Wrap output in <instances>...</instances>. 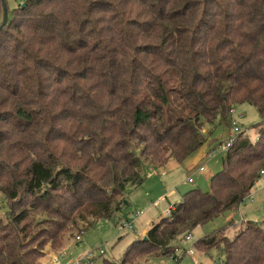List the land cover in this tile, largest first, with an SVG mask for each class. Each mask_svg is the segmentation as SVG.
I'll return each mask as SVG.
<instances>
[{"label":"trees","instance_id":"16d2710c","mask_svg":"<svg viewBox=\"0 0 264 264\" xmlns=\"http://www.w3.org/2000/svg\"><path fill=\"white\" fill-rule=\"evenodd\" d=\"M243 103L259 114L257 135L238 131L209 190H188L100 264L178 259L173 242L236 208L264 173V0H18L0 23V264H37L79 220L111 218L127 186L181 164L207 126L228 139L229 110ZM233 224L194 247L216 248L217 264H263L264 220L229 234Z\"/></svg>","mask_w":264,"mask_h":264},{"label":"rangeland","instance_id":"374dc122","mask_svg":"<svg viewBox=\"0 0 264 264\" xmlns=\"http://www.w3.org/2000/svg\"><path fill=\"white\" fill-rule=\"evenodd\" d=\"M3 3L10 14L17 6L18 0H3ZM1 19L0 12V23ZM234 109L232 119L238 124L239 131H244L253 140L257 135L255 125L260 122L257 110L246 103L239 104ZM239 115L242 116L239 117ZM68 127L67 123L65 128ZM209 129H211L209 135L206 131L204 132L205 142L181 164L175 165L171 160L172 164L168 163L160 169L148 170L145 178L135 188L127 186L124 199L126 205L115 212L111 218L92 221L89 226L85 224L90 218L87 221L79 220L77 226L71 228V232L64 236L60 247L51 248L47 243L42 249L43 256L38 258L37 264H76L78 262L83 264L89 259L93 260L91 264H100L103 257L119 261L131 240L136 237L135 235H142L149 224L156 222L163 211L181 199L184 193L193 188L209 190L211 178L222 168V158L225 155L223 143L228 134V130L221 126H207V131ZM41 130L39 128V131ZM233 133L230 128L231 137L238 132ZM25 140L30 141V138L22 137L21 141L25 142ZM55 144L59 145V151L64 154L63 158L71 163L72 161L68 159L70 154L68 143L57 141ZM4 154V150L0 151V156ZM199 167H202V171H199ZM188 178H192L193 181L189 182ZM155 201L158 205L154 207L151 203ZM5 210L6 201L0 195L1 217L4 216ZM33 212L34 221H40L39 226L51 227L48 226L49 222H46V219L52 220L53 216L42 212H36L35 215V211ZM135 212H141L140 216L135 217L133 215ZM121 220L129 222L133 229L121 230ZM230 220L239 224L246 221L260 223L264 220V174L259 176L248 196L236 208L225 210L212 220L196 226L177 242H173L174 246L180 249V252L176 254L178 259L169 255H152L140 257L132 264H217L222 255L216 248L204 252L195 248L193 243L199 237L227 225ZM239 224H233L228 230L229 234H232ZM79 232H82L81 240L76 242L74 236ZM188 248L193 250L192 256L182 254V249ZM100 249L103 253L99 252Z\"/></svg>","mask_w":264,"mask_h":264},{"label":"built area","instance_id":"2783aa9c","mask_svg":"<svg viewBox=\"0 0 264 264\" xmlns=\"http://www.w3.org/2000/svg\"><path fill=\"white\" fill-rule=\"evenodd\" d=\"M234 112H235L234 107L230 108L229 113H230V115H231V126H232V130H233L234 133H237V132L239 131V126H238V124L232 119V114H234ZM241 116H242V115H239V117H241ZM234 133H233V134H234ZM234 139H235V136H234V137H231V136H230V137H229V138L223 143V146L225 147V149H227V148L233 143ZM225 149H224V150H225ZM208 154H209V153H208ZM208 154H207V156H208ZM207 156H206V157H207ZM199 171H202V167H199ZM262 173H263V171H261V174H262ZM187 180H188L189 182H192V181H193L192 178H188ZM151 205L155 207V206L158 205V202L155 201V202L151 203ZM171 209H172V205H170L169 208H166V209L163 211V213H162L161 215H162V216H170V215H171ZM140 214H141V212H135L133 215H134L135 217H138V216H140ZM120 229H121V230H124V231H131L133 228H132V225H131L129 222H127L126 220H121V221H120ZM81 234H82V232H79L77 235L74 236V240H75L76 242H79V241L81 240ZM188 234H189V233H188ZM188 234H187V235H188ZM99 252H100V253H103V250L100 249ZM186 254L192 256V254H193V250H192L191 248L186 249ZM90 260H91V259H89L88 262H89ZM88 262L84 261L83 264H87ZM76 264H81V263L78 262V263H76Z\"/></svg>","mask_w":264,"mask_h":264},{"label":"water","instance_id":"95a60500","mask_svg":"<svg viewBox=\"0 0 264 264\" xmlns=\"http://www.w3.org/2000/svg\"><path fill=\"white\" fill-rule=\"evenodd\" d=\"M2 5H3V19H2V23H5L6 19H7V10H6V7H5L3 2H2ZM124 203H126V201H124Z\"/></svg>","mask_w":264,"mask_h":264},{"label":"crops","instance_id":"0c3cea01","mask_svg":"<svg viewBox=\"0 0 264 264\" xmlns=\"http://www.w3.org/2000/svg\"><path fill=\"white\" fill-rule=\"evenodd\" d=\"M170 164H172V162H171ZM174 164H175V163H174ZM175 165H176V164H175ZM169 168H170V166H169ZM263 174H264V173H263ZM177 201H178V200H177ZM177 201H175V202H177ZM152 223H153V222H152ZM152 223H151V224H152ZM150 226H151V225L149 224L148 228H149ZM148 228H147V229H148ZM146 231H147V230H144L143 233H142V235H140V236H144V235L146 234ZM135 236H137V235H135Z\"/></svg>","mask_w":264,"mask_h":264}]
</instances>
